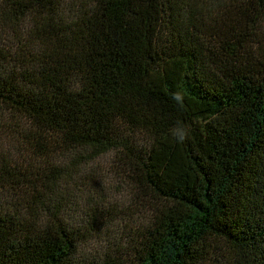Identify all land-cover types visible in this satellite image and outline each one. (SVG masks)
Wrapping results in <instances>:
<instances>
[{"label": "trees", "instance_id": "obj_1", "mask_svg": "<svg viewBox=\"0 0 264 264\" xmlns=\"http://www.w3.org/2000/svg\"><path fill=\"white\" fill-rule=\"evenodd\" d=\"M0 264H264V0H0Z\"/></svg>", "mask_w": 264, "mask_h": 264}, {"label": "rangeland", "instance_id": "obj_2", "mask_svg": "<svg viewBox=\"0 0 264 264\" xmlns=\"http://www.w3.org/2000/svg\"><path fill=\"white\" fill-rule=\"evenodd\" d=\"M109 162L110 160L108 158H103L98 162V165H94L95 169H98L97 173L102 174L104 177L102 187L103 188H98L97 191H101V193L108 197L109 201H118V202H123L125 205L127 204V198H128V189L127 187L122 184V186L116 187L118 185V181L116 179H111V174H108L106 170L109 169ZM107 176V177H106ZM98 181V180H97ZM120 190V191H119ZM90 245H93L92 243Z\"/></svg>", "mask_w": 264, "mask_h": 264}, {"label": "clouds", "instance_id": "obj_3", "mask_svg": "<svg viewBox=\"0 0 264 264\" xmlns=\"http://www.w3.org/2000/svg\"><path fill=\"white\" fill-rule=\"evenodd\" d=\"M172 99L182 105L184 99L182 91L173 92ZM170 133L177 143H182L188 136V129L184 124L177 122L176 126L170 130Z\"/></svg>", "mask_w": 264, "mask_h": 264}]
</instances>
